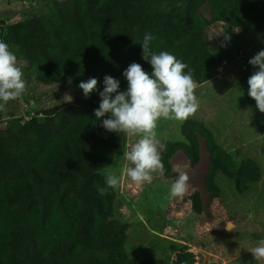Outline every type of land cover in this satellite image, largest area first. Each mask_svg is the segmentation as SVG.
<instances>
[{
    "label": "trees",
    "instance_id": "obj_1",
    "mask_svg": "<svg viewBox=\"0 0 264 264\" xmlns=\"http://www.w3.org/2000/svg\"><path fill=\"white\" fill-rule=\"evenodd\" d=\"M210 17H206V9ZM253 24L264 34V0H47V11L13 23L0 21V40L14 44L42 84H80L110 75L127 85L132 63L149 74L142 59L146 33L154 51H168L195 70L197 83L216 76L220 57L201 53L209 43L207 24ZM253 69H252V68ZM187 71V69L185 70ZM245 102L259 134L264 113L248 95ZM98 91L43 110L44 119L8 117L0 121V264H114L117 239L106 232L117 189L101 195L105 176L94 170L87 142L97 133ZM166 143L164 154L173 149ZM191 157V151L186 150ZM162 162L163 159H162ZM167 164V163H165ZM215 166L218 161L209 158ZM183 252L177 264H192ZM127 264H168L147 258Z\"/></svg>",
    "mask_w": 264,
    "mask_h": 264
},
{
    "label": "rangeland",
    "instance_id": "obj_2",
    "mask_svg": "<svg viewBox=\"0 0 264 264\" xmlns=\"http://www.w3.org/2000/svg\"><path fill=\"white\" fill-rule=\"evenodd\" d=\"M46 11L47 0H0V21L5 24ZM203 12L210 17L207 8ZM207 25L209 43L202 46L201 53L207 50L220 57L217 74L197 83L199 108L195 114L184 121H158L163 176L157 171L151 183L136 184L124 174L130 165L123 153L141 136L105 130L102 119L109 114L98 120L97 133L86 143L95 171L122 176L114 215L106 228L117 239L114 264L151 257L177 264L183 252L192 255V264H264V259L256 261L250 251L255 241L264 238V134L256 130L239 78L250 65L249 59L264 49V34L251 23L233 27L208 19ZM223 31L230 41L224 40ZM4 42L17 56L27 91L22 99L6 105L0 121L13 116L43 120L44 109L85 96L72 81L37 82L17 47ZM126 89L127 85L120 87ZM168 142L174 148L165 155ZM188 149L193 159L187 155ZM209 158L218 164L211 166ZM180 171L190 177L189 190L176 198L170 195V188ZM226 221H231L233 231L225 229Z\"/></svg>",
    "mask_w": 264,
    "mask_h": 264
},
{
    "label": "clouds",
    "instance_id": "obj_3",
    "mask_svg": "<svg viewBox=\"0 0 264 264\" xmlns=\"http://www.w3.org/2000/svg\"><path fill=\"white\" fill-rule=\"evenodd\" d=\"M220 34H224L225 41H230L231 37L224 31ZM153 40L154 37L146 33L141 43L142 59L151 65L152 72L149 74L141 64L132 62L123 71L127 80L126 90L121 91L120 81L110 75L104 76L102 91L97 89L96 78H89L78 85L86 98L93 91H98L100 103L94 115L96 120H101L109 114L108 118L102 119L105 130L141 136L129 151L123 153V159L130 165L123 172L136 184L151 183L154 179L152 174L157 171L164 175L158 147L160 142L156 138L158 121L161 118L184 121L199 108V99L195 95V70L168 51H154L151 46ZM248 63L258 68L248 79V95L256 101L259 111L264 113V49L250 58ZM23 75L15 52L0 40V112L7 110L6 105L10 101L22 99L27 91ZM189 179L186 171H180L171 185L170 195L184 197L189 190ZM121 180L122 176L108 171L106 187L98 188V192L104 195L108 189L116 190ZM225 229L233 231L231 221L225 222ZM255 245L250 250L255 260L264 259V238L255 241Z\"/></svg>",
    "mask_w": 264,
    "mask_h": 264
}]
</instances>
